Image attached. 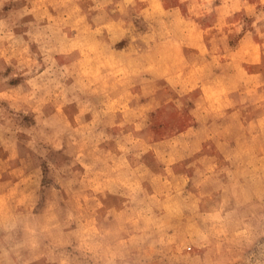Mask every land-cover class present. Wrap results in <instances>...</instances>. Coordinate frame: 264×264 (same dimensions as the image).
<instances>
[{
    "label": "rangeland",
    "instance_id": "obj_1",
    "mask_svg": "<svg viewBox=\"0 0 264 264\" xmlns=\"http://www.w3.org/2000/svg\"><path fill=\"white\" fill-rule=\"evenodd\" d=\"M0 264H264V0H0Z\"/></svg>",
    "mask_w": 264,
    "mask_h": 264
}]
</instances>
